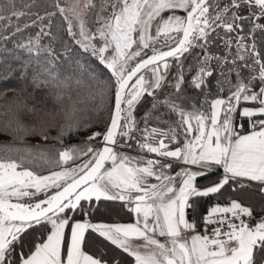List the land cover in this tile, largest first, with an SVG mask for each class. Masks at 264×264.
Returning a JSON list of instances; mask_svg holds the SVG:
<instances>
[{
    "label": "snow or ice",
    "instance_id": "snow-or-ice-1",
    "mask_svg": "<svg viewBox=\"0 0 264 264\" xmlns=\"http://www.w3.org/2000/svg\"><path fill=\"white\" fill-rule=\"evenodd\" d=\"M34 3L22 8L16 0L0 3V80L18 71L34 90H55L56 101L67 97L71 105L57 135L50 136L43 119L39 128L21 122L19 110L34 113V106L12 101L18 110L14 138L39 135L63 145L65 137L94 127L91 118L78 115L86 112L77 107L85 100L98 99L92 111L105 113L106 120L103 131H90L83 147L0 145V264H122L99 250L85 251L88 232L126 253L134 264H264V216L250 223L253 209L240 200L211 206L203 216V233L197 231V220L188 218V209L195 213L200 198L221 196L226 186L239 191L256 182L264 193V49L255 36L259 31L264 37V0L223 5L219 0H105L95 14V31L77 16L78 32L57 3L68 20V35L81 49L75 53L67 43L57 51V37L43 28L26 42L15 39L45 19L30 11ZM94 7L92 0L85 4ZM43 36H51L52 42L42 44ZM216 41L223 42L224 55L209 50ZM186 54L195 57L187 68ZM13 61L19 62L18 69ZM226 65H231L227 71ZM173 67L169 86L175 91L159 100L157 92L168 83ZM217 69L223 77L216 80L218 92L227 84L228 95L209 101L207 89ZM186 71L194 73L187 85L205 97L190 110L177 103L185 99ZM233 73L234 84L229 79ZM145 96L153 102L140 128L135 111ZM161 104L177 119L153 117ZM152 118L166 127H149ZM132 141L144 155L117 150L132 147ZM84 156L88 159L76 164ZM45 165L48 174H40ZM217 170L222 173L216 180L198 183ZM102 200L123 202L134 222L93 223L89 217ZM208 225H216L210 233ZM134 239L143 243L134 245Z\"/></svg>",
    "mask_w": 264,
    "mask_h": 264
},
{
    "label": "trees",
    "instance_id": "trees-1",
    "mask_svg": "<svg viewBox=\"0 0 264 264\" xmlns=\"http://www.w3.org/2000/svg\"><path fill=\"white\" fill-rule=\"evenodd\" d=\"M5 2V0H0V3ZM17 7L22 8L26 3H33V0H16ZM59 3V0H35L33 7L30 9L32 12L38 13L40 16H44L43 21L37 20V23L32 27L25 29L22 34H17L16 40L18 42H26L29 37H35L37 33L43 28L44 32H51L57 37V40L54 42V47L57 51H62L64 43H67L73 49V52H80L81 49L78 45L75 44L73 38L68 35V22L64 19V16L60 12L56 11V4ZM29 11V9H25ZM55 13V15L48 17L47 13ZM31 19H35L32 17ZM50 21V25H49ZM25 21L21 20L20 24L23 26ZM31 23L29 19L27 21ZM7 34V33H5ZM258 47L264 49V40H256ZM52 42L51 36H43L41 43L49 44ZM7 47L11 48L12 44L9 42ZM26 58V54H22ZM91 63L97 65V61L92 59ZM13 66L19 68V62L13 61ZM102 67V66H101ZM4 72L3 66H0V74ZM225 91L222 94H226L228 88L224 86ZM55 90L42 89L34 90L29 81H25L19 78V72L16 71L12 74L11 78L8 80H0V93H6L0 95V145H10L13 148H25L35 145H39L43 149H60V146H70L77 144L79 141V135L84 131L79 133L71 134L64 138V144L61 145L59 142L53 139H49L46 142L54 143L53 145H43L39 144L43 139L39 135H23L22 139L14 138L13 130L16 127L15 124V115L18 111L15 104H12V101H17L20 104H23L25 101L29 107H35L36 111L34 113H28L26 109L19 110V118L21 122L26 127L36 126L39 128L41 119L47 121V130L50 136H56L58 133L59 125L63 123L64 117L63 112L68 109L71 105V102L65 97L63 101H56L54 96ZM186 91L184 90V94ZM195 92L191 89L187 90L188 94H194ZM81 95H86L81 93ZM72 96L76 98V92H72ZM209 100V99H208ZM210 101V100H209ZM99 100L88 101L85 100L84 104H77L78 108H85L86 112L79 113L81 116H88L92 119L94 127L93 128H102L105 127L106 114L95 113L92 111L94 105L98 104ZM11 104V111H9V105ZM47 113H50L47 114ZM175 120V119H174ZM39 141V142H38ZM45 141V140H44ZM100 147V146H99ZM50 155H55V151L50 153ZM48 165H45L40 174L48 172ZM222 170H217L214 175H208L198 179V183L201 185H207L210 181L216 180L217 177L221 174ZM43 198V197H42ZM238 199L245 206H248L253 209V211H261L264 209V193L260 190L255 189L251 186L245 185V187L239 191H234L233 188L227 187L223 190V195L213 196L209 198H200L197 202V208L195 213L192 209H188V218L191 220L195 218L198 223V227L203 224V216L207 214L208 209L217 204H227L230 199ZM85 203V207H88L89 204ZM81 218L80 215H76V219ZM92 222L95 221H104L108 223L114 222H129L134 220V214L129 213L125 207V204L120 201H100L98 202V207H95L92 215L89 217ZM197 227V229H198ZM26 239H31V236L26 237ZM84 249L90 254L99 252L105 254L106 258L116 257L122 261V264H134L133 258L129 257L126 253H123L120 249L111 245L110 242H107L100 238L98 234L88 232L86 233V240Z\"/></svg>",
    "mask_w": 264,
    "mask_h": 264
},
{
    "label": "flooded vegetation",
    "instance_id": "flooded-vegetation-1",
    "mask_svg": "<svg viewBox=\"0 0 264 264\" xmlns=\"http://www.w3.org/2000/svg\"><path fill=\"white\" fill-rule=\"evenodd\" d=\"M216 2H217V0H209L210 4H214ZM227 2H228V0H219V3L221 5H223V4L227 3ZM210 11H211V9H210ZM244 14L247 15V12H245ZM260 22H264V20H262ZM218 31H220L222 33L223 30L222 29H218ZM213 35H215V34H213ZM255 36H256V40H264V37H262V34L259 31H257ZM209 50L211 52H214L217 55H224L225 54L222 41H216L215 43L211 44L209 46ZM233 50H234V46H233ZM194 51H195V53L202 55V53H200L199 49H196ZM194 60H195L194 55H187V59L185 60V68H187L188 64L194 63ZM230 66L231 65H226L224 70L227 71V68L230 67ZM175 74H176V69H175V67H173L172 68V76H169L168 83H166L164 85V87L157 92V98L159 100L165 99L168 96L169 93H173L175 91L172 87L169 86V84H170L169 81L173 77V75H175ZM192 74H194V73H188L186 71V73H185V75H186V83H185V86H184V90L186 91V93L184 94L185 99L177 101V103L183 104L185 107L189 108V110H190V105L192 103H195L197 106H199L205 99L204 95L201 93L200 90L194 89V88H192V87L187 85V79L190 78V76ZM244 74L247 75V70H244ZM217 79L223 81V77L220 76V70L219 69H217L215 71V73H214V76L212 78H210L211 83L209 85V88L207 89V91L209 92V95H208V99L209 100L213 99L217 95L222 94V93L218 92L219 85H217V83H216ZM229 79L234 84L236 82L235 81V74L234 73L231 74L229 76ZM224 86H226L227 88L229 87V85H227V84H224ZM188 89H191L195 93L187 95V90ZM152 102H153L152 97L145 96L143 98V100L141 101V103L139 105H137V107H136L135 116H136L137 121H139V127L140 128L144 127L143 117H144L145 113L148 112L151 109ZM167 113H168V109L164 105L161 104L160 107L158 108V110H156L153 113V117H155L156 115L164 114L163 115V119L164 120L172 121L174 119H177V117H175L174 115L170 116ZM148 126L149 127L156 126V127H161V128H165L166 127L165 124L158 122L154 118L149 119ZM137 135H139V133H137ZM131 143H132V147H130V148L129 147H124V148H120V149H123V150L128 151V152H136V151H133V150H137L136 153L138 155H144V153H142L136 147L135 141H132ZM99 146H100V144H99ZM178 170H179V167H176L172 171L174 173L175 171H178Z\"/></svg>",
    "mask_w": 264,
    "mask_h": 264
},
{
    "label": "rangeland",
    "instance_id": "rangeland-1",
    "mask_svg": "<svg viewBox=\"0 0 264 264\" xmlns=\"http://www.w3.org/2000/svg\"><path fill=\"white\" fill-rule=\"evenodd\" d=\"M92 2L95 5L94 8H85V4L88 3V0H59L60 6L65 8V15H67L69 20L72 21V24L74 26L73 27V31H76V32L79 31V29L76 27L77 16H79V18H81V19H84L87 22L88 27L91 28L93 31H95L96 25L93 23V21L95 20V14L100 12V8L105 4V0H92ZM55 10L59 12V9L57 7H56ZM103 14L107 15V13H103ZM67 22H68V20H67ZM77 38H79V37H77ZM174 76L175 75H173V77ZM173 77L170 79L169 83H171L173 81ZM227 95H228V91H227L226 94H220V96H227ZM216 97L217 96H215L214 98H216ZM95 130L103 131L104 129H102V128H92L91 130L84 131L83 133L87 134L88 132L95 131ZM80 135H79V141L77 142V144L70 145V146H60L59 145V147L60 148H62V147H73V146L83 147L85 142H80ZM39 144L53 145L54 143L52 144L50 142H46V141L43 140L42 142H39ZM92 144L94 145V147H97V148L99 147L98 143L92 142ZM117 150L118 151H124V152L128 153L131 156H137L138 155L136 153L137 150H133V151H136V152H128V151H125L123 149H117ZM87 159H88V157L84 156L80 160H77L76 164H81ZM42 174L43 175H47L48 172L42 173ZM152 182L155 183L156 181L153 180ZM78 219H81V218H78ZM94 223H98V221H96Z\"/></svg>",
    "mask_w": 264,
    "mask_h": 264
},
{
    "label": "built area",
    "instance_id": "built-area-1",
    "mask_svg": "<svg viewBox=\"0 0 264 264\" xmlns=\"http://www.w3.org/2000/svg\"><path fill=\"white\" fill-rule=\"evenodd\" d=\"M95 131H98V130H95ZM90 134V132H88L87 134H81L80 135V142H85L87 141V137L88 135ZM95 143H98L97 141H93ZM99 144V143H98ZM225 216H228L230 214H227L225 213L224 214ZM264 216V209L261 210V211H253V217L254 219H251L249 222L252 223V224H255L256 222H259L261 217ZM246 220H249L248 217H245ZM216 225H208V231L209 233L211 232L212 228L215 227ZM203 228H204V225L202 224L201 226L198 227L197 231L203 233ZM224 230H227V220H225V223H224Z\"/></svg>",
    "mask_w": 264,
    "mask_h": 264
},
{
    "label": "crops",
    "instance_id": "crops-1",
    "mask_svg": "<svg viewBox=\"0 0 264 264\" xmlns=\"http://www.w3.org/2000/svg\"><path fill=\"white\" fill-rule=\"evenodd\" d=\"M178 14H183L182 12H178ZM166 15V14H165ZM244 127H245V131H247L248 130V122H247V120H245L244 121ZM222 173V172H221ZM248 186H251V187H253V188H255V189H258V190H260V186L256 183V182H252L251 184H247ZM220 205H226V204H221L220 203ZM78 219V218H77ZM96 222V221H95ZM99 222H103V223H108V222H104V221H98V223ZM134 222V220H132V221H129V222H119V223H133ZM94 223V222H93ZM114 223H117V222H114ZM162 240H163V238H161ZM132 243L134 244V245H139V244H142L143 243V241L142 240H139V239H134L133 241H132ZM85 250V249H84ZM86 251V250H85ZM88 252V251H87ZM90 254V253H89Z\"/></svg>",
    "mask_w": 264,
    "mask_h": 264
}]
</instances>
